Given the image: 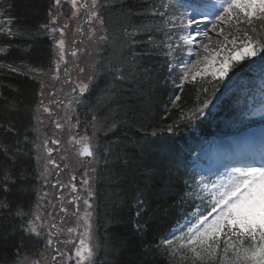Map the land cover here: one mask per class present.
<instances>
[{"label":"trees","instance_id":"trees-1","mask_svg":"<svg viewBox=\"0 0 264 264\" xmlns=\"http://www.w3.org/2000/svg\"><path fill=\"white\" fill-rule=\"evenodd\" d=\"M95 6L94 47L81 61L84 68L92 63L91 81L73 111L94 151L86 264H210L181 244L185 235L163 242L193 208H184L185 183L193 179L180 143L222 82L190 80L181 91L170 84L165 33L179 0H96ZM54 9L55 0H0V264H50L55 255L46 237L28 230L39 188L34 126L49 90L38 70L53 65L55 48L44 27ZM253 26L264 38V22ZM242 70L243 64L233 69ZM67 261L63 255L56 264Z\"/></svg>","mask_w":264,"mask_h":264},{"label":"snow or ice","instance_id":"snow-or-ice-1","mask_svg":"<svg viewBox=\"0 0 264 264\" xmlns=\"http://www.w3.org/2000/svg\"><path fill=\"white\" fill-rule=\"evenodd\" d=\"M59 3L60 0H56V4ZM72 3L75 6L76 0H72ZM206 7L210 11L203 13L202 20H196L194 16L189 17L180 21V26L185 30L192 29L196 35H200L198 25L201 23L205 25L210 23L212 30L216 31L218 25L235 21V32L242 34L233 35L231 38L224 36V45L221 46V52H224V55L217 61L216 57L220 53H213L209 61L213 65L211 72L213 78L223 81L228 79L234 67L240 65L245 59H251L257 57L259 53H264V38H257L256 28L253 26L254 19L264 22V0H215ZM92 15L99 19L96 12ZM242 21L248 26L247 28L239 27ZM193 25H197V28L193 29ZM249 32L252 35H249ZM217 34L223 35L222 27ZM203 35L207 37L208 33L203 32ZM181 39L186 44L195 41L191 35L182 36ZM59 44L62 58L64 41L60 40ZM229 45L231 47H228ZM203 47L207 51L208 46L203 45ZM205 60H208V57H205ZM252 64H256V61L252 60ZM259 66L261 72H264V56L260 57ZM199 74L198 72L197 75ZM191 78L195 80L196 77ZM188 79L189 73L185 71L181 80L187 81ZM182 86V84L179 85V87ZM80 91L82 93L87 91V85H82ZM179 99V96L175 97V100ZM209 103L210 101L204 102V107L206 108ZM203 110V108L200 109L201 112ZM57 127L60 125L57 124ZM168 130L171 131V127ZM151 134L155 136L157 133L153 131ZM73 140L77 144L84 141L79 155L94 156L92 147L87 143V137H81L80 140H75L73 137ZM211 188L213 197L211 212L201 216L195 224L188 228L189 235L185 246L190 247V250L198 257L203 252L212 259L216 258L219 252L221 236H226L223 249L224 264H264V145L258 155H253L241 166L232 167L223 178L213 183ZM87 203L85 201V204ZM213 213H215L214 216ZM209 216H212L211 220ZM30 231L36 232L34 223ZM36 234L39 235L38 232ZM49 243L52 241L49 240ZM79 243L80 247L76 249L75 256L77 264H83L92 256V247L85 244L83 239ZM163 243L172 245L173 240L167 239Z\"/></svg>","mask_w":264,"mask_h":264},{"label":"rangeland","instance_id":"rangeland-1","mask_svg":"<svg viewBox=\"0 0 264 264\" xmlns=\"http://www.w3.org/2000/svg\"><path fill=\"white\" fill-rule=\"evenodd\" d=\"M61 2V0H60ZM96 2V0H95ZM66 5H62L60 3L54 12L55 16H52V23L51 25L46 28L48 34L53 40V43L55 42V45H57L58 53L56 55H59L56 61L62 62L61 65L67 66V69H63V71L69 73L70 77L72 78V85L71 81L66 83L67 85H71L69 87L70 91L67 90V97H62L60 101L64 103V107L69 108L65 109L64 111L60 110L59 105L54 104L49 109V117H45L44 115L40 116V112L38 111V117L35 120V126L36 127V134L39 138V142L41 143L47 138V134H53L52 129L55 127V124H63L64 120L69 119L72 116V107L70 106L73 102L74 98H78L82 92L80 91V87L82 85H88L91 80V73L90 70L93 68L92 63H89L90 65L87 66V68H84L81 64V61L83 59V63L86 60L92 50L94 45V39L96 34V26H92V23L95 22L96 16H93L92 13L96 12V6L94 4V0H91V2H88V0H76V5L73 6L72 0H67ZM69 4L71 7V11L69 12ZM69 12V13H68ZM91 24V25H90ZM210 24V23H209ZM235 22L232 21L229 25L228 22L218 25L216 31H214L216 34L220 31V28H223V35H218L217 37L211 38L209 41H206L204 43H201L199 41V38H204L203 32H201L200 35L193 36V30L188 29L185 32V36L191 35L195 38L194 43H189L188 45L190 48H188V63L185 68V71L189 73V76H202V75H211L212 67L213 65L208 63L213 53L219 52L220 55L216 57L217 61H219L222 56L224 55V52H221V46L224 45V36H228L229 30L228 27L233 26L234 27ZM211 25V24H210ZM212 29V25L210 27ZM55 29V31H53ZM64 41V46L62 50V58H61V48L59 41ZM98 42V41H97ZM184 42V40H183ZM78 43V44H77ZM185 43V42H184ZM75 44V45H73ZM77 44V45H76ZM186 44V43H185ZM187 45V44H186ZM203 45H207V51H205ZM83 49H86L85 53L83 52ZM226 51V49H225ZM75 53V57L73 56V53ZM87 52V54H86ZM191 53V54H190ZM205 57H208L210 60L207 62L208 64H205ZM76 59H78V62H76ZM75 62V63H73ZM88 69V70H87ZM200 73L197 75V73ZM60 75L58 70V76ZM66 78V79H67ZM65 80H61L55 85L52 86L51 83H48L46 85V88L48 89H56L57 91L62 90L61 84ZM55 86H58L55 88ZM44 100V99H43ZM48 100H44V102H47ZM255 107L254 102L248 103V108ZM263 112H264V104H263ZM54 113L57 114V116L54 118ZM264 115V114H263ZM75 129V127L72 129V131ZM60 131H57L59 133ZM81 135L80 137L76 138L77 140H80L81 137H85L86 133L82 131V133H73L72 135ZM90 137V134H87ZM91 139V138H90ZM83 141H81L82 143ZM39 146V145H38ZM44 151L40 149V153H43ZM201 157L204 156V152L200 155ZM61 156H56V162H59L58 158ZM69 154H66L63 159L65 162H68L70 159ZM44 162H48V158L46 156H41L39 154V171L42 176V172H44L45 168L50 170V166L45 165ZM64 162V163H65ZM79 168V167H77ZM88 172L84 173V177L86 180L81 181V187L83 188L84 195H81V193L75 194L76 196L70 197L63 201V203H67L66 206L69 208V210L72 213H75L74 207H80L79 215L76 218L75 226L76 229L69 227L71 224H67L69 229H72V231L75 233L77 240L79 239V242L81 239L85 241V244L90 245L92 244V231H91V213H92V202L90 200L89 194L91 191L90 182H92V175H93V167H91V164L88 167ZM53 176H57L58 172H53ZM87 181V183H85ZM89 187V188H88ZM207 191H210L209 188H205ZM89 191V193H88ZM54 193V191L51 190H43L42 194L44 195L40 202H37V207L34 215V219L32 220L31 227L33 226V223L36 226V232L45 233L46 235L52 237L51 232L48 231L49 226L47 225V221L49 217H54L55 212L59 209L60 204L57 201H53L49 198V196ZM79 195L82 196V200L78 201ZM47 196V197H45ZM75 203L74 206V202ZM85 201L88 203L85 204ZM90 205V207H89ZM33 232V233H36ZM71 235V234H69ZM74 235V234H73ZM66 238H69L66 236ZM80 247L78 245L76 248ZM88 260L84 261L83 264H86ZM68 264L76 263L77 264V257L74 256L73 259H69L67 261Z\"/></svg>","mask_w":264,"mask_h":264},{"label":"bare ground","instance_id":"bare-ground-1","mask_svg":"<svg viewBox=\"0 0 264 264\" xmlns=\"http://www.w3.org/2000/svg\"><path fill=\"white\" fill-rule=\"evenodd\" d=\"M196 20H202L203 18L201 17H194ZM197 28V25H194V29ZM198 29L201 31V30H206V32L208 33V36L203 38L202 42L201 43H204L206 41H209L211 38L213 37H217V34L210 28V26L208 25H205L203 23L199 24L198 25ZM194 33L196 34V32L194 31ZM46 108H41V111H44ZM241 139H238V141H240ZM248 141H251L253 142L254 140H248ZM254 148V147H253ZM218 149V147H217ZM259 154V153H258ZM256 153H253L252 155H258ZM176 195H177V192L173 195L174 198H172L171 196V199H174L176 198Z\"/></svg>","mask_w":264,"mask_h":264}]
</instances>
